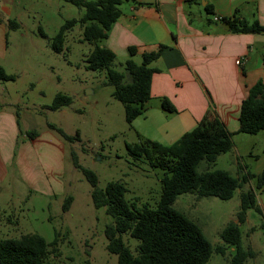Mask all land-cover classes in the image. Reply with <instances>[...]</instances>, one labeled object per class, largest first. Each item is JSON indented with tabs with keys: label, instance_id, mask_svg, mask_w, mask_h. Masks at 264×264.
<instances>
[{
	"label": "rangeland",
	"instance_id": "obj_1",
	"mask_svg": "<svg viewBox=\"0 0 264 264\" xmlns=\"http://www.w3.org/2000/svg\"><path fill=\"white\" fill-rule=\"evenodd\" d=\"M83 11L64 0H15L12 5L9 19L19 25H7L8 45L0 65L14 79L0 80V96L15 105L12 109L23 129L37 130L42 132L41 136L51 131L64 139L48 128L53 123L75 137L71 141L64 139L65 194L48 196L39 191L30 194L22 181L12 184L6 179L0 183V238L29 232L40 233L46 241L56 237V251L48 257L50 264H118L117 255L107 250L104 232L112 218L104 207L92 204L91 185L73 165L72 154L95 173L99 187L119 180L127 188L125 197L129 202L138 207H154L161 194L164 169L151 165L144 157H133L126 144L146 136L170 144L179 132L168 130V124L162 122L144 135L136 123L126 121L123 104L112 95L113 87L107 82L105 69L86 67L85 58L92 45L83 40L80 23L65 32L61 52L52 49L51 40L60 26L68 19L78 18ZM0 15L5 20L6 15L1 11ZM128 58L141 62L140 54L118 53L112 66L123 70ZM125 79L129 80L130 75ZM58 92L71 96V104L56 110L47 108ZM153 105L159 104L150 98L146 107ZM232 142L213 162L200 161L197 169H223L240 179L247 176L233 195L220 199L183 192L176 197L173 207L193 219L212 243L213 252L207 264L230 263L233 247L225 244L220 235L229 221L238 224L241 246L249 253L244 264H264V184L256 186L264 169V129L254 134L235 132ZM249 190L254 193V206L258 209L247 208L244 220L239 221L240 196ZM68 194L72 195V201L62 211L63 199ZM121 237L135 253L138 240L128 233Z\"/></svg>",
	"mask_w": 264,
	"mask_h": 264
},
{
	"label": "trees",
	"instance_id": "obj_2",
	"mask_svg": "<svg viewBox=\"0 0 264 264\" xmlns=\"http://www.w3.org/2000/svg\"><path fill=\"white\" fill-rule=\"evenodd\" d=\"M84 11L78 18L66 20L51 40V47L56 52L62 51L65 32L77 22L82 26V38L92 45L85 58L89 69H105L107 82L112 85V95L120 100L124 107V116L128 123L146 109L151 98L150 82L155 68L150 62L158 57L163 44L156 50L141 53V62L131 58L125 60L123 70L114 68L115 54L103 45L111 25L119 17V4L122 0H64ZM208 12L209 8L206 6ZM231 32H263L264 25L257 19L248 21L233 16L222 18ZM10 26H18L9 20ZM130 55L135 48L129 47ZM126 75L130 79L126 80ZM14 75L5 72L0 65V80H13ZM71 96L56 93L47 105L51 110L71 104ZM161 108L174 111L175 107L167 98H161ZM239 126L236 132L254 134L264 129V83L257 80L249 87L247 95L240 102L238 115ZM48 126L56 130L65 140H73L74 135L66 134L53 123ZM37 131L27 130L26 136L33 138ZM235 132L226 129L217 117L204 115L191 130L185 131L170 144L141 137L140 141L127 143L126 149L135 158L144 157L151 165L164 169L161 177V194L154 207L136 206L125 197L127 188L119 180H111L104 187L97 184V176L89 168L81 165L72 154L73 165L78 168L91 185V199L95 207H104L111 216L112 223L105 226L107 250L117 255L118 264H207L213 246L200 226L182 211L173 207L176 197L183 192L197 196L213 195L228 199L236 187L247 176L237 178L223 169L199 171L200 161L213 162L217 155L227 151L233 144ZM249 176V174H248ZM264 184V169L258 177L257 185ZM72 201L68 194L63 199L61 208L66 211ZM254 193L249 190L240 196L239 221L244 220L245 211L254 206ZM258 209V207H256ZM128 233L138 240L135 253L123 241L121 235ZM221 238L229 247H233V256L229 264H244L249 253L241 246L240 228L236 222L229 221L222 229ZM56 237L52 241L38 232L20 234L16 237L0 238V264H50L48 257L56 251ZM223 252V248H219Z\"/></svg>",
	"mask_w": 264,
	"mask_h": 264
},
{
	"label": "crops",
	"instance_id": "obj_3",
	"mask_svg": "<svg viewBox=\"0 0 264 264\" xmlns=\"http://www.w3.org/2000/svg\"><path fill=\"white\" fill-rule=\"evenodd\" d=\"M14 1L0 0V11L6 15L5 20L0 15L1 59ZM119 8L121 13L102 42L115 56L130 55L129 47L141 55L164 45L149 64L155 68L150 94L159 105L146 107L133 119L138 130L150 134L166 122L168 130L179 132L177 139L209 115L236 132L241 100L257 80L264 83V33L231 32L222 26V18L257 19L264 25V0H122ZM163 97L174 111L161 108ZM14 106L0 96V183L22 181L30 194H65L64 139L51 131L41 136L37 130L35 137H27Z\"/></svg>",
	"mask_w": 264,
	"mask_h": 264
},
{
	"label": "water",
	"instance_id": "obj_4",
	"mask_svg": "<svg viewBox=\"0 0 264 264\" xmlns=\"http://www.w3.org/2000/svg\"><path fill=\"white\" fill-rule=\"evenodd\" d=\"M222 26H224L225 28H227V27H228V24L225 23V22H223V23H222Z\"/></svg>",
	"mask_w": 264,
	"mask_h": 264
},
{
	"label": "built area",
	"instance_id": "obj_5",
	"mask_svg": "<svg viewBox=\"0 0 264 264\" xmlns=\"http://www.w3.org/2000/svg\"><path fill=\"white\" fill-rule=\"evenodd\" d=\"M214 20H219V18L218 17H214Z\"/></svg>",
	"mask_w": 264,
	"mask_h": 264
}]
</instances>
